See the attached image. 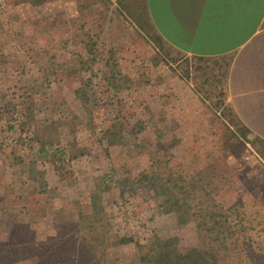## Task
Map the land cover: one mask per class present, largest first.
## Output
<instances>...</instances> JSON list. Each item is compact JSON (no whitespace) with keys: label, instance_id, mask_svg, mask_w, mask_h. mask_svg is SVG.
Instances as JSON below:
<instances>
[{"label":"rangeland","instance_id":"374dc122","mask_svg":"<svg viewBox=\"0 0 264 264\" xmlns=\"http://www.w3.org/2000/svg\"><path fill=\"white\" fill-rule=\"evenodd\" d=\"M24 1L0 0V264H264V140L222 76L130 0L46 39Z\"/></svg>","mask_w":264,"mask_h":264},{"label":"crops","instance_id":"0c3cea01","mask_svg":"<svg viewBox=\"0 0 264 264\" xmlns=\"http://www.w3.org/2000/svg\"><path fill=\"white\" fill-rule=\"evenodd\" d=\"M130 1L141 5L147 24L179 55L177 66L186 62L194 68L211 66L215 79L222 76L224 95L235 117L251 134L264 140V0ZM24 4L45 19L38 23L39 28L29 24L32 32L38 34L37 39L59 33L62 29L56 19L60 16L69 20L86 17L104 7L103 0H25ZM1 9L0 16L15 18L19 14L17 10ZM131 15L136 16L137 10L132 9ZM49 43L35 47L48 48ZM193 77L188 82L175 67L174 95L182 93L183 88L192 93ZM4 188L2 179L0 192Z\"/></svg>","mask_w":264,"mask_h":264}]
</instances>
